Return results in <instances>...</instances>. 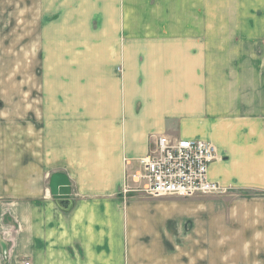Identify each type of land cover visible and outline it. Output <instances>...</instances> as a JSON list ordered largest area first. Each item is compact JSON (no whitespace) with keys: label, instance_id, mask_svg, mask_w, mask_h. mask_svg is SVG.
<instances>
[{"label":"crops","instance_id":"1","mask_svg":"<svg viewBox=\"0 0 264 264\" xmlns=\"http://www.w3.org/2000/svg\"><path fill=\"white\" fill-rule=\"evenodd\" d=\"M0 29L25 59L0 89V264H264V0H0ZM159 136L211 144L227 194L122 195Z\"/></svg>","mask_w":264,"mask_h":264},{"label":"built area","instance_id":"2","mask_svg":"<svg viewBox=\"0 0 264 264\" xmlns=\"http://www.w3.org/2000/svg\"><path fill=\"white\" fill-rule=\"evenodd\" d=\"M214 158V148L207 142L159 136L154 149L136 160L135 168L126 175L132 188L122 187L121 194L184 198L220 192L218 184L207 179V169Z\"/></svg>","mask_w":264,"mask_h":264},{"label":"rangeland","instance_id":"3","mask_svg":"<svg viewBox=\"0 0 264 264\" xmlns=\"http://www.w3.org/2000/svg\"><path fill=\"white\" fill-rule=\"evenodd\" d=\"M21 32H22V29H0V68H1L0 75L8 73V75L6 76L7 82L4 85L0 80V89L4 90L6 86L9 89L10 85L13 86L14 89H16L17 86L21 84V82H13V83L9 82V80L11 78L10 77L11 74L21 76V74L23 73V67H24L23 62H25V59H23L24 58L23 57V50L21 47V37H20ZM5 41H7V43H5ZM6 64H10V68L5 66ZM176 140H178V139H176ZM214 160H215V158H214ZM127 166H130V164ZM133 167L135 168V165ZM132 170H133V168L132 169H130V168L125 169V175H124L122 187L132 188L131 181L126 178V175L128 173L132 172ZM219 187L222 189V190H220V192H216V193H213L212 195H207V196H219V197H221V196H224L225 194H227L228 190L222 188L221 186H219ZM128 193H131V192H128ZM194 197H199V196L198 195L192 196V198H194ZM151 198H153V197H151ZM156 198H161V197H156ZM184 198H189V197H184ZM25 263H28V262H23L21 264H25ZM28 264H30V263H28Z\"/></svg>","mask_w":264,"mask_h":264},{"label":"water","instance_id":"4","mask_svg":"<svg viewBox=\"0 0 264 264\" xmlns=\"http://www.w3.org/2000/svg\"><path fill=\"white\" fill-rule=\"evenodd\" d=\"M50 193L56 201L59 209L67 212L72 208L70 200V190L67 179L61 174H55L51 177Z\"/></svg>","mask_w":264,"mask_h":264}]
</instances>
